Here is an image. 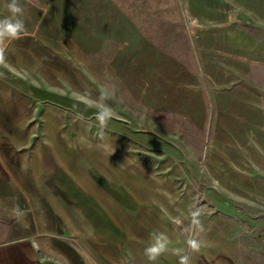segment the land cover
I'll use <instances>...</instances> for the list:
<instances>
[{
  "label": "rangeland",
  "instance_id": "374dc122",
  "mask_svg": "<svg viewBox=\"0 0 264 264\" xmlns=\"http://www.w3.org/2000/svg\"><path fill=\"white\" fill-rule=\"evenodd\" d=\"M19 2L28 35L0 64V264H150L153 232L168 238L155 264L176 248L264 264V0ZM85 92L106 97L107 127Z\"/></svg>",
  "mask_w": 264,
  "mask_h": 264
},
{
  "label": "clouds",
  "instance_id": "9594fccd",
  "mask_svg": "<svg viewBox=\"0 0 264 264\" xmlns=\"http://www.w3.org/2000/svg\"><path fill=\"white\" fill-rule=\"evenodd\" d=\"M5 8L8 15L0 18V64L6 61L8 46L13 41L20 40L28 35L25 20L22 18L24 9L19 0H8L5 4ZM89 97L90 93L85 92L82 94V99L86 105H96L98 111L95 114V120L98 122L99 126L101 128L107 127L109 120L114 117V111L105 103L106 97L101 96L98 100H92ZM75 119L83 121L84 116L82 113H77ZM200 215L201 212L199 209L191 212L192 224L195 229L203 231V226L199 220ZM175 222L177 224L182 223L179 218ZM150 240L151 242L145 247L143 254L150 264H155L158 258L167 253L168 238L163 233L153 232L150 234ZM187 245L193 252H198L202 246L201 242L195 238V235L188 239ZM173 254L178 257V264H190L189 256L184 254L182 249H173Z\"/></svg>",
  "mask_w": 264,
  "mask_h": 264
},
{
  "label": "crops",
  "instance_id": "0c3cea01",
  "mask_svg": "<svg viewBox=\"0 0 264 264\" xmlns=\"http://www.w3.org/2000/svg\"><path fill=\"white\" fill-rule=\"evenodd\" d=\"M3 172H2V170L0 169V175L2 174Z\"/></svg>",
  "mask_w": 264,
  "mask_h": 264
}]
</instances>
